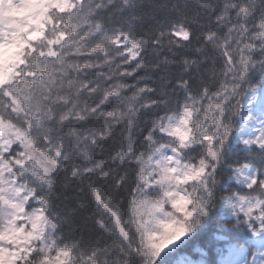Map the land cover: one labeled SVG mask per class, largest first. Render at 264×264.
I'll return each instance as SVG.
<instances>
[{
  "label": "snow or ice",
  "instance_id": "snow-or-ice-1",
  "mask_svg": "<svg viewBox=\"0 0 264 264\" xmlns=\"http://www.w3.org/2000/svg\"><path fill=\"white\" fill-rule=\"evenodd\" d=\"M218 209L264 264V0H0V264H181Z\"/></svg>",
  "mask_w": 264,
  "mask_h": 264
},
{
  "label": "trees",
  "instance_id": "trees-1",
  "mask_svg": "<svg viewBox=\"0 0 264 264\" xmlns=\"http://www.w3.org/2000/svg\"><path fill=\"white\" fill-rule=\"evenodd\" d=\"M234 221L226 216L223 210L214 211L209 218L203 230H198L197 234H193V238L189 243H182L173 253V260L183 263L192 264H226L222 258V252L225 247L230 246L242 251L246 254L248 264L251 259L256 245L240 238L238 240L230 239L229 229ZM242 264H244V262Z\"/></svg>",
  "mask_w": 264,
  "mask_h": 264
},
{
  "label": "rangeland",
  "instance_id": "rangeland-1",
  "mask_svg": "<svg viewBox=\"0 0 264 264\" xmlns=\"http://www.w3.org/2000/svg\"><path fill=\"white\" fill-rule=\"evenodd\" d=\"M222 258L226 264H237V262H239V264H242V262L246 260V254L243 251L241 252L236 248L227 246L222 252ZM183 264H192V263H183Z\"/></svg>",
  "mask_w": 264,
  "mask_h": 264
}]
</instances>
